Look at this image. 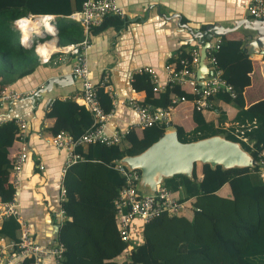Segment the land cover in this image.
<instances>
[{"label": "trees", "instance_id": "trees-1", "mask_svg": "<svg viewBox=\"0 0 264 264\" xmlns=\"http://www.w3.org/2000/svg\"><path fill=\"white\" fill-rule=\"evenodd\" d=\"M85 0H0V84H16L34 73L40 66L34 46L20 43V32L14 21L29 14L68 15L82 9ZM62 19V18H59ZM127 19L111 15L95 27L101 32L110 25L121 30ZM60 45L79 42L84 38L80 25H58ZM242 39L221 37V45L213 51L223 77L234 86L236 96L218 92L212 105L199 110L192 88L165 85L154 91L148 73H135L132 87L146 92L145 104L167 108L174 94L186 96L192 105L195 127L186 131L174 125L179 139L193 141L216 134L238 141L256 160L255 167L215 169L209 164L196 163L194 179L175 175L165 184L175 196L184 201L176 215L162 214L144 223L143 241L123 240L114 199L125 183L113 167L116 159L142 152L166 132V124L132 128L121 142L112 145L91 143L77 149L83 159L70 165L64 176L67 199L62 207L67 218L60 222L57 239L64 243L63 264H264V180L260 171L264 166V98L246 107L244 91L251 85L250 54ZM181 49L168 64L180 69L181 59L191 51ZM102 107L110 111V94L98 86ZM186 101V102H187ZM232 107L234 114L228 113ZM207 111L216 112L215 120H207ZM47 116L65 118L64 126L53 125V135L65 130L78 137L93 123L91 112L73 98H55ZM228 121L229 123L227 124ZM16 118L0 125V198L10 200L15 188L10 182L11 170L17 153L10 151L20 140ZM19 149V147H18ZM19 151V150H17ZM231 187V195L220 193ZM17 242L20 223L14 216L4 219L0 239ZM56 239V240H57ZM21 264H34L26 258Z\"/></svg>", "mask_w": 264, "mask_h": 264}, {"label": "crops", "instance_id": "crops-1", "mask_svg": "<svg viewBox=\"0 0 264 264\" xmlns=\"http://www.w3.org/2000/svg\"><path fill=\"white\" fill-rule=\"evenodd\" d=\"M119 3L126 10L125 19L128 22L121 30L110 25L101 32H95L97 26L93 27L91 31L93 45L87 52L88 64L93 71L96 85L102 86L104 75L108 74L107 86L102 87L107 92L111 90L114 95L112 99L114 115L107 123L109 130L124 131L137 119L136 112L128 106L126 99L135 97L139 101H144L146 97L145 91H136L132 87L134 74L140 67H156L165 82L167 75L164 68L170 60L181 49L189 50L196 45L195 42H190V33L178 26V17L175 14L181 15L183 23L200 28L209 23L250 17L247 13L248 0H119ZM226 35L228 38L247 41L243 29ZM44 41L48 43L47 49H50L49 52L52 51V58L57 62L55 64L53 60L47 64L39 62L37 70L18 79L15 85L11 84L12 89L18 91L37 89L53 75L72 73V68L79 62L80 56L62 53L60 47L64 45L59 44L57 34L43 38L42 42ZM249 58L252 65L250 72L252 82L244 91L246 107L264 98V57L254 54ZM198 68L199 65L195 69V74ZM3 88L0 84V92ZM80 89L81 81L76 77L69 85H54L51 91L43 93L42 99L36 100L34 104L29 96L11 100L4 105L0 103V118L25 117L28 122L26 146L29 149V157L23 169L19 193L20 215L31 225L37 240L46 245L57 239L60 220L55 216V212L62 205L61 189L65 176L63 173L65 154L62 149L51 144L53 133L50 128L53 125L66 124L65 118L48 117L47 111L55 98H72ZM49 98L51 102L45 107ZM215 101L213 99V102ZM234 112L232 107L228 109L229 114L233 115ZM191 115L190 102L179 104L171 110L169 122L171 125L166 131L174 130V125H179L186 131L192 130L195 123ZM217 115L212 111L205 113L207 120H215ZM22 145L23 143H14L10 151L18 154ZM219 192L227 196L232 193L228 185ZM1 223L2 220L0 226ZM10 243L11 240L8 238L0 239V260L6 257ZM42 264L54 263L48 256L43 259Z\"/></svg>", "mask_w": 264, "mask_h": 264}, {"label": "built area", "instance_id": "built-area-1", "mask_svg": "<svg viewBox=\"0 0 264 264\" xmlns=\"http://www.w3.org/2000/svg\"><path fill=\"white\" fill-rule=\"evenodd\" d=\"M247 13L252 18L263 19L264 0H248ZM111 15H117L123 18L127 16L126 10L119 3V0H85L82 9L73 11L68 15L29 14L14 21V28L20 32V43L26 47L34 46L39 54V62L41 64L50 63L52 60L54 64L57 62L55 61L56 59L52 58V51L42 54L38 48L41 43H45V41L42 42L43 38L57 34L59 18L69 19L72 23L80 25L84 31V38L81 41L64 45L60 47V51L65 54L80 56L79 62L72 68V74L80 79L81 89L72 98L84 105L91 112L93 123L78 137H74L65 130H61L51 136V144L62 149L65 154L63 173H66L70 165L83 159V155L77 151L79 147H85L91 143H103L106 145L117 144L122 141L129 130L137 127L143 128L158 123H165L167 130L170 127L171 110L188 100L186 96L174 94L169 107L154 108L152 105L145 104L135 97H128L126 103L136 112V121L124 131L108 129L107 123L114 115V107L110 111H106L100 103L98 86L94 81L93 71L88 64L87 52L93 45L91 42L92 28L102 24ZM37 16L47 17L54 24V31H45V27L42 26V30L44 31L37 34L33 30L30 38H25L18 21L26 17L33 18ZM220 45L221 37H217L208 49L206 62L211 72L206 75L203 80V85H200L195 74V69L200 62L201 47L199 45H195L188 55L181 59L183 66L180 69L175 68L171 64L165 66L164 71L167 75L165 82L161 79L158 69L154 66L140 67L137 73H148L150 75L154 91H162L167 84L171 85V87L177 85L180 88L185 86L191 87L196 95L194 102L197 109H207L212 105L213 97L218 92L228 93L231 97L236 96L234 86L223 77L222 68L213 54V51L218 49ZM107 83L108 74H105L102 86H107ZM35 90L18 91L12 89L10 85H7L0 92V103L4 105L11 100H18L21 97L30 96ZM108 93L114 99L111 90ZM8 119L11 118L1 117L0 125ZM16 122L21 130L20 140L23 145L19 153L15 156L10 175V182L15 188V193L8 201H3L0 198V220L3 221L7 217L14 216L20 223V238L17 242L11 241L8 246L7 255L0 260V264H21L26 258H34V264H42L43 259L48 256L52 258L54 264H63L64 243L58 239L49 245L40 243L35 237L31 225L24 221L20 215L21 203L19 193L23 178V169L29 157V149L26 146L28 122L25 117H16ZM113 164V167L119 171L125 180L124 185L114 199L123 240L130 241L138 239V241L142 242L143 238L139 234H142L144 223L150 222L164 213L176 215L181 212L184 207V201L175 196L173 190L165 183L158 185L154 192L143 191L138 186L140 180L139 170L128 168L121 162V159H116ZM260 176L264 180V166L260 171ZM61 194V201L63 202L67 196V190L64 185L62 186ZM55 216L60 222L67 218V213L62 205L55 212Z\"/></svg>", "mask_w": 264, "mask_h": 264}, {"label": "water", "instance_id": "water-1", "mask_svg": "<svg viewBox=\"0 0 264 264\" xmlns=\"http://www.w3.org/2000/svg\"><path fill=\"white\" fill-rule=\"evenodd\" d=\"M175 16L178 17V26L190 33V42H195L201 47L199 68L196 72L200 85L204 84L203 80L211 72L206 60L208 49L217 37L243 29L247 35L244 44L247 52L250 55L259 54L264 57V18L244 16L226 22L209 23L200 28L183 23L181 15ZM75 78L72 73L53 75L29 98L34 104L36 100L42 99L43 93L51 91L54 85L66 86L73 83ZM50 102L51 98L47 100L45 107ZM121 162L130 169L140 171L138 186L146 192L156 191L158 185L175 175H185L194 179L196 163L209 164L213 169L220 165L225 170L256 165L253 155L240 142L228 139L223 134L183 142L179 139L176 129L166 131L142 152L125 155Z\"/></svg>", "mask_w": 264, "mask_h": 264}, {"label": "bare ground", "instance_id": "bare-ground-1", "mask_svg": "<svg viewBox=\"0 0 264 264\" xmlns=\"http://www.w3.org/2000/svg\"><path fill=\"white\" fill-rule=\"evenodd\" d=\"M36 22V24H35ZM19 27L21 28L23 35L25 38H30L32 35V31L35 30L37 34L41 33L42 31V26L45 27V31H54V24L49 21L47 17L44 16H37V17H26L23 18L22 20L18 21ZM48 43H41L39 45V52L42 54L48 53L50 49L48 48ZM53 50V49H52Z\"/></svg>", "mask_w": 264, "mask_h": 264}, {"label": "rangeland", "instance_id": "rangeland-1", "mask_svg": "<svg viewBox=\"0 0 264 264\" xmlns=\"http://www.w3.org/2000/svg\"><path fill=\"white\" fill-rule=\"evenodd\" d=\"M66 23H72V22L66 18L58 19V25L62 26L63 24H66Z\"/></svg>", "mask_w": 264, "mask_h": 264}]
</instances>
